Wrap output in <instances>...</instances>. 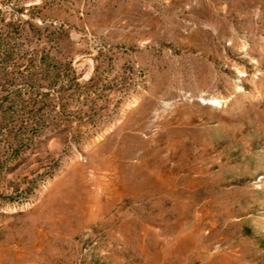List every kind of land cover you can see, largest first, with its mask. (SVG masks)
Instances as JSON below:
<instances>
[{"label":"rangeland","instance_id":"374dc122","mask_svg":"<svg viewBox=\"0 0 264 264\" xmlns=\"http://www.w3.org/2000/svg\"><path fill=\"white\" fill-rule=\"evenodd\" d=\"M0 264H264V0H0Z\"/></svg>","mask_w":264,"mask_h":264},{"label":"bare ground","instance_id":"6f19581e","mask_svg":"<svg viewBox=\"0 0 264 264\" xmlns=\"http://www.w3.org/2000/svg\"><path fill=\"white\" fill-rule=\"evenodd\" d=\"M215 101V100H214ZM203 103H208V102H206V100H203ZM215 103L217 104V106H218V104H219V102L218 101H215ZM212 105V104H211Z\"/></svg>","mask_w":264,"mask_h":264}]
</instances>
